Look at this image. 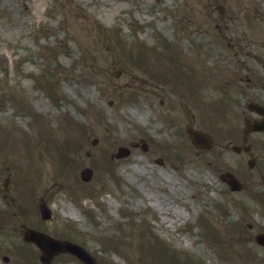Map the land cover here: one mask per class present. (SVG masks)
I'll return each mask as SVG.
<instances>
[{"label":"rangeland","instance_id":"obj_1","mask_svg":"<svg viewBox=\"0 0 264 264\" xmlns=\"http://www.w3.org/2000/svg\"><path fill=\"white\" fill-rule=\"evenodd\" d=\"M233 31L244 50L264 57V0H0V143L12 141L9 151L20 157L23 204L35 193L53 209L40 227L79 237L97 264H157L147 251L152 238L202 264H239L236 255L244 262L250 254L249 264H264V248L248 243L245 231L248 222L264 224L247 196L254 186L229 191L213 151L194 154L173 97L177 60L191 54L221 75ZM211 81L201 90L208 82L213 98ZM119 146L129 153L112 156ZM86 166L89 181L79 177ZM24 215L2 223L0 264L25 255L16 248L31 253L20 264L34 263L35 248L18 245Z\"/></svg>","mask_w":264,"mask_h":264},{"label":"flooded vegetation","instance_id":"obj_2","mask_svg":"<svg viewBox=\"0 0 264 264\" xmlns=\"http://www.w3.org/2000/svg\"><path fill=\"white\" fill-rule=\"evenodd\" d=\"M234 32L233 36L228 35L229 53L226 57L229 62L225 61L221 75L217 71H204V76L212 80L213 84H209V87L214 88L213 98L207 96L208 91L205 90L207 83L201 90L199 72L195 73L199 66H196L195 70H190L195 73L190 86L192 99L203 98L206 113L202 117L194 113L188 117L186 113L189 110L188 104L191 105L192 102L182 103L188 117L184 121V127L203 129V124H207L212 131V148L217 149L215 154L224 169L231 170L238 177L240 175L246 178L247 176L261 178L264 177V129L258 130L256 127L258 123L264 121V115L259 110L260 107H264V63L260 60L261 56L257 50L253 52L244 50L246 41L240 34ZM241 54H244V57H241ZM258 68L263 70H257ZM181 91H184L183 86ZM200 91L204 93L201 94ZM19 177L15 166L0 161V227H3L2 223L6 222L8 213H11L15 217L25 214L24 218L28 219L25 220L28 225L40 228L37 206L23 204L21 194L23 183ZM23 222L20 224L23 225ZM73 262L78 261L72 255L59 253L50 264Z\"/></svg>","mask_w":264,"mask_h":264},{"label":"water","instance_id":"obj_3","mask_svg":"<svg viewBox=\"0 0 264 264\" xmlns=\"http://www.w3.org/2000/svg\"><path fill=\"white\" fill-rule=\"evenodd\" d=\"M190 136L193 142L196 141L198 143V140L203 141L204 143H208V138L206 134H203L201 132L197 131H190ZM202 143V142H201ZM90 176V170L89 169H84L81 172V177L84 179H88ZM228 182L231 185H234L236 183L234 180H228ZM24 236L27 240H33L41 249V255L40 258L42 261H48L51 256L58 252V251H64V250H75L81 258L84 260H89V257L86 253H84L82 250L77 249L74 244H71L67 241L63 240H55L49 235L35 231L29 228L25 229Z\"/></svg>","mask_w":264,"mask_h":264},{"label":"bare ground","instance_id":"obj_4","mask_svg":"<svg viewBox=\"0 0 264 264\" xmlns=\"http://www.w3.org/2000/svg\"><path fill=\"white\" fill-rule=\"evenodd\" d=\"M165 217H163L162 219L164 220Z\"/></svg>","mask_w":264,"mask_h":264}]
</instances>
